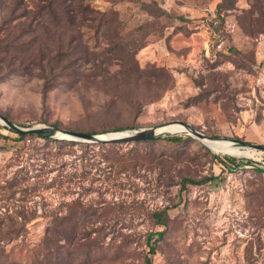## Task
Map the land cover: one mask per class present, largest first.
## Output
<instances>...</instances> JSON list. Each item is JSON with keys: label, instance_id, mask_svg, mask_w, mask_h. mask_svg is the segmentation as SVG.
Returning a JSON list of instances; mask_svg holds the SVG:
<instances>
[{"label": "rangeland", "instance_id": "374dc122", "mask_svg": "<svg viewBox=\"0 0 264 264\" xmlns=\"http://www.w3.org/2000/svg\"><path fill=\"white\" fill-rule=\"evenodd\" d=\"M85 1L113 19L107 35L88 25L79 27L82 45L112 56L108 49L118 42L125 48L114 49L115 56L126 51L127 65H138L146 77L137 84L131 78L121 86L85 76L101 70L91 71L86 64L80 68L83 74L71 81L57 78L44 93L41 77L17 69L0 77V114L21 126L57 123L79 132L141 130L183 121L211 137L250 141L248 127L264 118V32H256L264 21L255 11L256 20L250 24L253 0H234L233 5L222 0ZM2 12L0 5V25ZM215 15L219 23L213 28ZM254 22L257 27L251 28ZM213 32L221 35L219 49ZM5 33H0L3 41ZM46 42L44 36L33 46L43 48ZM8 59L0 61V75ZM112 60L107 68L115 71L120 61ZM175 134L189 138L181 143L162 138L116 143L117 152L111 156L125 163L124 171L113 168L108 174L109 166L96 170L89 165L75 171L71 164L53 170L36 165L33 170L26 158L29 139L17 140L0 122V195L7 192L11 177L22 174L12 187L14 201L36 207L37 213L67 209L77 195L83 206L96 207V216L82 221L79 241L109 232L88 264H140L141 250L147 248L145 235L155 230L164 234L156 242L153 264H264V151L246 148V156L228 154L188 132ZM134 147L152 151L136 152ZM227 157L254 163L229 169ZM183 176L212 178L182 188ZM38 180L47 187L32 195L31 184ZM164 206L167 225H154L149 212ZM102 221L107 227L99 228ZM45 225L44 216L28 223L24 236L6 244L8 257L30 263Z\"/></svg>", "mask_w": 264, "mask_h": 264}, {"label": "trees", "instance_id": "16d2710c", "mask_svg": "<svg viewBox=\"0 0 264 264\" xmlns=\"http://www.w3.org/2000/svg\"><path fill=\"white\" fill-rule=\"evenodd\" d=\"M222 1L228 2V5H233L234 2V0ZM0 5L4 12H2L0 33L2 31L3 34L6 32L2 38H7L4 41L0 39V53L2 54L0 61L4 60L6 56L9 57L8 61L1 67L5 70L1 72L0 77L5 78L11 73H16L17 69H20L21 74L37 75L43 80L42 90L44 93L56 85L57 78L66 77V81H71L70 79H73L77 74H83L80 68L86 64L89 68L91 67V71L96 68H101V70H95L91 73L86 72L85 76L90 74L94 80L116 82L121 86L127 85L131 78L137 84L142 77H146V75L142 76L144 71L138 65H127L125 61L126 51L124 56L122 54L115 56L114 49L119 47L123 50L125 48L120 47L118 42H114V45L108 49L112 56H105L103 52L94 51L93 53L87 49L88 47L85 44L82 45L79 27L83 25L93 27L96 31H103L105 35L108 34L107 31L113 19L108 11H99L85 0H0ZM255 11L264 21V0H253V8L248 10L250 24L256 20L253 17ZM256 24L254 22L251 28L257 27ZM256 32H264V28L262 30L257 29ZM44 36L47 37V42L46 45L41 46L43 48H38V45L37 47L33 46ZM90 54L95 55L90 56ZM111 59L120 61L119 68L115 71H110L107 68L110 63H113L110 62ZM52 126L59 127L57 123ZM8 129L17 134V140L29 139L30 142L26 145V158L33 170L37 169L36 165L41 168L49 166L53 170L56 165L62 168L68 166L67 164H71L70 166L75 171L76 167H82L83 165L92 166L96 170H105L109 166L108 174L114 171L113 168L117 171L126 169L125 163L115 162L111 156L117 152L116 143H92L42 137L22 134L10 128ZM123 130L125 128L119 127L90 130L86 133ZM39 138L44 140V143L40 144ZM160 138L170 143H181L186 141L189 136L168 134L145 139L143 142L156 141ZM132 150L146 153L152 151L137 147L132 148ZM64 155L69 156V158L65 159ZM253 163L252 160L241 159L237 161L233 157H227L226 166L233 169L234 167ZM257 170L261 171L262 168H257ZM75 171L72 172L74 175L76 174ZM33 173L35 176L38 175L36 172ZM69 174L71 173L66 174V179H69L70 182L71 177ZM108 174H105L106 178H109ZM23 177L22 174L11 177L7 182V192L2 193L3 196L0 195V264H24L11 260L5 247L11 240L24 236L27 231V224L40 216L46 218V225L34 256L28 264H88L95 259V254L99 249H102L104 236L106 237L109 229L86 242L79 241L78 233L81 232L80 228L83 227L84 220H92L96 216L98 213L96 207H92V205L83 206L82 200L77 195L71 199L67 209L60 206L55 210L37 213L36 207L27 208L25 205L14 201V189L12 187L20 183L17 180ZM211 178L212 176H203L199 179L183 176L180 179V184L184 188L187 183L202 184ZM40 181L42 180L31 184L32 189L29 193L34 195L37 189L47 187V183ZM61 181L62 179L59 178V182ZM167 209L168 206H164L149 212L148 215L154 225H167L169 220ZM103 227H107L106 221H102L99 226V228ZM117 234L123 235L120 231ZM163 234L164 230L146 233L144 243L147 248L141 250L140 264H153L152 256L156 252V242L163 237ZM154 235H156V238H153ZM60 240L64 242L62 243ZM74 251H76V254H73Z\"/></svg>", "mask_w": 264, "mask_h": 264}, {"label": "water", "instance_id": "95a60500", "mask_svg": "<svg viewBox=\"0 0 264 264\" xmlns=\"http://www.w3.org/2000/svg\"><path fill=\"white\" fill-rule=\"evenodd\" d=\"M0 122H2L8 128L22 134H31L42 137H53L58 139L75 140V141L92 142V143L95 142L122 143L129 141H139V140L150 139L158 136H165L168 134H175L177 132H183V131L188 132L191 135L197 137L202 142L204 140H209V139H227V138H220V137L217 138V137H211L205 135L204 133L199 132L191 125L183 121H172L160 126L150 127L148 129H141V130L131 129V130H127V133L119 134V135H112V134L118 133L120 131H110L104 133H86V132L67 130L65 128H61L57 126H48L42 123L34 124L31 126H21L11 121L2 114H0ZM169 125H178L179 127H181V129L175 132L165 131L163 127ZM230 141H232L235 145L241 148H253L264 151V144L262 143L251 142L242 139H233Z\"/></svg>", "mask_w": 264, "mask_h": 264}, {"label": "bare ground", "instance_id": "6f19581e", "mask_svg": "<svg viewBox=\"0 0 264 264\" xmlns=\"http://www.w3.org/2000/svg\"><path fill=\"white\" fill-rule=\"evenodd\" d=\"M163 129L165 131L175 132L181 129V127H179L178 125H169V126L163 127ZM125 133H127V130H123L118 133H113L112 135H119V134H125ZM203 142L206 144V146H208L209 148L215 151L224 152L228 154H234V155H240V156L242 155L246 156L248 154V150H246V148L244 149V148L238 147L237 145H235L232 141L228 139H209V140H204Z\"/></svg>", "mask_w": 264, "mask_h": 264}, {"label": "crops", "instance_id": "0c3cea01", "mask_svg": "<svg viewBox=\"0 0 264 264\" xmlns=\"http://www.w3.org/2000/svg\"><path fill=\"white\" fill-rule=\"evenodd\" d=\"M249 136L251 142H264V118L258 122L251 124L245 132Z\"/></svg>", "mask_w": 264, "mask_h": 264}, {"label": "built area", "instance_id": "2783aa9c", "mask_svg": "<svg viewBox=\"0 0 264 264\" xmlns=\"http://www.w3.org/2000/svg\"><path fill=\"white\" fill-rule=\"evenodd\" d=\"M217 19H218V15L214 19L211 20V25L213 26V28L218 26L219 21ZM213 36H214L215 41H216V49L221 48L222 39L220 37L221 36L220 33L216 34L215 32H213Z\"/></svg>", "mask_w": 264, "mask_h": 264}]
</instances>
